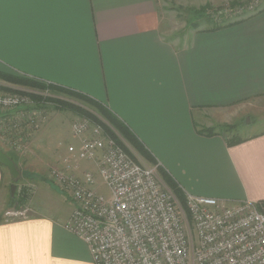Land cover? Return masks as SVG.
Wrapping results in <instances>:
<instances>
[{"label":"crops","instance_id":"1","mask_svg":"<svg viewBox=\"0 0 264 264\" xmlns=\"http://www.w3.org/2000/svg\"><path fill=\"white\" fill-rule=\"evenodd\" d=\"M227 1L234 0H0V71L103 103L184 193L226 204L264 201V133L228 146L225 135L197 132L264 95L263 0L253 15L219 29L175 26L190 9ZM181 29L187 32L178 42L173 31ZM64 119L51 114L30 142L32 155L12 152L38 178L25 217L6 219L12 197L0 168V264L91 263L87 245L63 227L72 201L43 179L42 163L59 161L66 145L78 143Z\"/></svg>","mask_w":264,"mask_h":264},{"label":"built area","instance_id":"2","mask_svg":"<svg viewBox=\"0 0 264 264\" xmlns=\"http://www.w3.org/2000/svg\"><path fill=\"white\" fill-rule=\"evenodd\" d=\"M257 7L254 0L229 13L242 17ZM42 106L26 94L0 90V144L32 155ZM90 124L86 118L71 124L78 143L66 145L60 166L49 171L73 203L63 227L87 245L90 264H264V204L185 193L184 210L157 165L135 161L113 139L99 136L97 126L90 135ZM82 162L94 169L81 171ZM29 210L13 207L4 215L22 218Z\"/></svg>","mask_w":264,"mask_h":264},{"label":"trees","instance_id":"3","mask_svg":"<svg viewBox=\"0 0 264 264\" xmlns=\"http://www.w3.org/2000/svg\"><path fill=\"white\" fill-rule=\"evenodd\" d=\"M251 1H230L228 4H225L227 11H223V7L212 9L210 5H204L199 8L190 9L189 16L192 17V21L190 22L191 26L197 27L200 23L194 21L195 16L203 17L205 20L203 23H206L209 26L210 30H215L227 26L229 24L234 23L239 18H235L236 16H232L233 9L235 7H243L250 3ZM220 11V12H219ZM258 11V10H257ZM256 11V12H257ZM250 15H245V17H249ZM243 17V18H245ZM191 18V17H190ZM202 23V22H201ZM0 81L8 83L13 86H17L19 88H11L8 86L0 85V90L2 91H11L18 92L22 94L28 95L31 99H33L36 103L43 104L42 108L46 111V104H50L54 109L60 111H72L83 118L88 119L93 125L99 127L103 134L115 141L120 147L124 149L126 153L131 155L133 158L135 156L130 151L129 147L126 143L137 152L143 159L148 161L152 165H157V173L159 178L164 183V185L175 195L180 205L185 208V193L181 189V187L176 183V181L157 163L154 158L151 156L146 147L142 144L141 141L130 131V129L111 112L103 103L87 96L84 93L76 91L74 89L64 87L62 85L44 82L42 80H37L31 77H26L23 75H16L11 73H5L0 71ZM57 93L61 95H65L71 99L78 100L91 109L95 110L97 113L93 112L90 109H86L80 105H77L73 102L58 98L52 97L48 95H44L41 93ZM217 128V129H216ZM231 128H235V126H219V127H203L198 128L197 132L202 135L212 136L215 134L225 135L226 143L228 146H233L238 143L243 142L244 140L255 137L258 134H262L264 132L252 135L250 137L242 138L240 136H231L229 137L226 132L230 131ZM126 143H125V142ZM16 163L17 160L12 157L9 153H7ZM0 168L2 166L0 165ZM29 198V194L26 190L22 189L20 192L15 193L9 203L10 207H22L26 204L27 199ZM259 205L264 204V201H258Z\"/></svg>","mask_w":264,"mask_h":264},{"label":"rangeland","instance_id":"4","mask_svg":"<svg viewBox=\"0 0 264 264\" xmlns=\"http://www.w3.org/2000/svg\"><path fill=\"white\" fill-rule=\"evenodd\" d=\"M242 1H247V0H242ZM248 1L253 2L254 0H248ZM263 2H264V0H263ZM228 3H229V1L223 2L221 4H213V5H210V8L215 9V8H220L222 6L223 10H227V8L225 7L226 6L225 4H228ZM258 6H260V0H258ZM248 11L249 10H247L245 13H247ZM255 12L256 11H254V12L251 11V13H249L248 15H250V14L253 15ZM240 15H242V14H240ZM187 17H191V18L188 19ZM192 17H194V16H191V15L189 16V12H184V15H181V18L175 19L176 20L175 21V26H177L179 28L183 27L184 26L183 24H184L185 21L187 23L192 21L191 20ZM243 17H245V16L235 17V18L241 19ZM193 20L197 21L198 23H201V22L203 23V21L205 19L203 17L195 16V18ZM186 27H188V25H186ZM202 27L206 28L207 25L203 24ZM173 32L178 34V36L177 37L175 36V38L177 39L178 42H180L185 37L184 34L187 31H182V29H181V31H173ZM0 85L11 86L10 84H6L5 82H1V81H0ZM43 94L44 95H48V96H52V97H58V98L73 102V103H75L77 105H80V106H82V107H84L86 109H90L93 112L97 113L95 110L91 109L86 104H84V103H82V102H80L78 100L71 99V98H69V97H67L65 95H61V94H57V93H51V92H46V93H43ZM236 110L237 111L235 112L233 118L231 120H229L228 122L215 124V125L210 126V127H219V126H223V125L225 127L226 126H229V127L230 126H235V128H231L230 131L226 132V134H228L229 137H231V136H240L242 138H245L244 136L255 135V134L264 132V95L257 96L255 98L250 99L249 101H247L245 103H241L240 106H237ZM0 113H1V111H0ZM54 113L61 114L62 117H65V119H64L65 121L64 122L65 123L67 122L66 124H68V126L71 125L72 122L83 118L82 116H80V115H78V114H76V113H74L72 111H60V110L58 111V110L54 109L52 105L46 104V111H44V116L42 117V119L40 121H38L39 123L37 122V124H39V125H38V127L36 129L37 131H36V133L34 135L35 137L37 136L41 126L45 125V123H47V121H49V119L51 117V114H54ZM94 129H96L95 125H93V123H91L90 124V131H89L90 135L94 134ZM69 133H67V130L65 129L63 131V135H62L63 138L61 140L65 141V140H67L69 138V140H67V141H71L70 140L71 137H70ZM97 133L101 137L104 136V134H103V132L101 130H98ZM71 136H72V134H71ZM53 137H55V134L53 135ZM49 140L52 141V137L49 138ZM126 145L129 147L130 151L135 156L137 162H139L142 165L152 166L145 159H143L140 155H138L137 152H135L134 149L131 148L127 143H126ZM47 146H49V144H47ZM35 149H36V152H37V155H38V151L40 150V148L37 147ZM46 149L47 150H51V148H48V147ZM12 152L13 151H11V156H12ZM43 158H44V155H43ZM15 159L19 161V159H17V158H15ZM46 162L48 163V165H46L47 163H45V162L42 163V165H44L45 167L47 166V174H46L45 177H43V179H45V180L47 179L46 181L48 183H53L51 177L48 174H49V171H50L51 168L57 167L59 165V161H58V159H56V160L52 159L50 162H48V161H46ZM17 166L19 167L20 170H22V175H21V179L17 183V187L15 189V193H18L22 189H24V190L27 191V193L29 195H31L33 193V191H35V188H36L35 184H37V182H36L37 176L33 172L26 171L27 164L25 162H18ZM28 166H29V164H28ZM2 170H3L4 176L9 178L8 185L10 186L11 181H10L9 172L3 166H2ZM34 177H35V179H33ZM9 186L7 188H9ZM97 190L99 192L106 193V190L103 187H101V186L97 187ZM9 191H10V188H9L8 192ZM58 193H59V196L62 198V200L70 202V197L68 195H65L64 193H61L60 191H58ZM10 208H13V207H10ZM14 208L16 210H19L21 207H17V208L14 207Z\"/></svg>","mask_w":264,"mask_h":264},{"label":"water","instance_id":"5","mask_svg":"<svg viewBox=\"0 0 264 264\" xmlns=\"http://www.w3.org/2000/svg\"><path fill=\"white\" fill-rule=\"evenodd\" d=\"M0 165L5 167L10 175L11 178V184L9 186L10 188V194L11 197L15 194V189L17 187V183L21 179V170L17 166V163L0 147Z\"/></svg>","mask_w":264,"mask_h":264},{"label":"bare ground","instance_id":"6","mask_svg":"<svg viewBox=\"0 0 264 264\" xmlns=\"http://www.w3.org/2000/svg\"><path fill=\"white\" fill-rule=\"evenodd\" d=\"M124 150V149H123ZM128 154V153H127ZM153 166V165H152Z\"/></svg>","mask_w":264,"mask_h":264}]
</instances>
